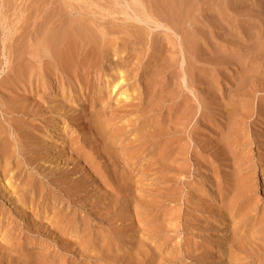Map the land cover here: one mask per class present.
<instances>
[{
    "label": "bare ground",
    "instance_id": "1",
    "mask_svg": "<svg viewBox=\"0 0 264 264\" xmlns=\"http://www.w3.org/2000/svg\"><path fill=\"white\" fill-rule=\"evenodd\" d=\"M99 1L0 0V46L9 65L0 76V264H32L30 258L43 262L47 256L32 253L33 248L61 247L70 238L79 246L87 232V224L78 220L81 212L101 222L130 194L129 188L144 185L147 177L159 172L160 183L174 186L190 161L197 168L208 166L194 149L196 129L183 135L194 113L187 93L197 81L204 94L201 117H207L208 53L190 49L196 28L190 11L200 8L187 0H182L187 5L174 0L182 8L173 0H160L158 8L150 0L148 5L143 0ZM263 22L257 32L261 37ZM179 35L178 41L172 37ZM262 41L257 49L264 48ZM185 81L188 92L181 84ZM80 168L86 175L75 176ZM106 169L114 175L112 195L102 192L100 205L95 199L84 204L88 197L81 182L90 178L107 187ZM235 181L230 207L242 223L257 199L249 194L246 177ZM221 190L218 186L216 195ZM148 195L140 194V203L152 212L156 204ZM256 219L255 224L262 223L263 234L255 232L262 236L263 248L264 216Z\"/></svg>",
    "mask_w": 264,
    "mask_h": 264
},
{
    "label": "rangeland",
    "instance_id": "2",
    "mask_svg": "<svg viewBox=\"0 0 264 264\" xmlns=\"http://www.w3.org/2000/svg\"><path fill=\"white\" fill-rule=\"evenodd\" d=\"M123 1L122 3H124ZM143 1V3L147 2L145 5L149 4V0ZM150 1L157 8V3H161L160 0L159 2L156 0V3H153L155 0ZM183 1L179 0L180 4ZM199 1L202 0H187L190 3L195 2L196 6L200 8L197 12L190 11L191 18L194 15L193 18L196 20V28L193 33V40H195L193 41L192 35L190 36L195 46L190 49L198 51L200 48V53H208V64H205L207 69L205 74L208 75L205 94L207 117L205 120L201 117L200 102L204 97L201 83L197 81L192 92H188L185 86L186 81L182 82L184 92H188L187 94L192 99L194 111L183 135L186 136L188 129H196L198 145L194 149L199 152L208 166L197 168L190 161L189 164L192 165L185 166L188 172L180 177L181 183L174 184V186L169 183L166 185L160 183L159 172L155 176L147 177L144 185L129 188L130 194L126 193V196H122L115 205L116 208H112L111 214L101 222H95L92 216L81 212L78 220L80 219L83 224L85 222L84 225L87 224L89 227H85L87 230L83 237L85 242L78 246L73 243L74 239L70 238L72 242L69 241L61 247L55 245H48V247L47 243H43L42 246L46 245V248L31 250V252L40 253L39 255L47 256L43 262L39 263L264 264L262 236L255 232L259 229L263 234L262 223H254L258 221L256 217L260 219L264 216V212H262L264 210V200L262 199L264 196V48L257 49V44L264 40V37L257 33L259 22L264 20V0H203V3L198 5ZM96 3L103 5L105 2L100 0ZM178 3L176 2L175 5ZM184 5L182 6L184 7ZM111 6L118 8V5ZM182 6L177 5L178 8H182ZM179 18H182L183 21V15L175 16V19ZM243 19L246 21H242ZM183 26L190 29L192 24L186 23ZM243 30L246 33L244 41L241 35ZM158 31H161L159 37L162 39L164 30L159 28ZM180 31L183 33L182 30L178 32L180 33ZM186 36L189 37L188 34ZM172 37L178 41L182 35ZM170 40L173 41L172 38ZM119 47H124V45H119ZM1 49L0 46V76H3L9 65L6 63L5 56L2 55L4 50ZM131 53H136V50H132ZM240 67H242L241 70H239ZM252 72L257 73L255 75L258 76L257 79ZM239 81H241V85H239ZM250 82L251 85L248 84ZM237 85L240 87L243 85L241 90ZM191 146L193 147L194 144L191 143ZM79 171L75 176L86 175L87 171L82 174V168ZM106 171L108 173L104 170L102 174L109 179L110 185L107 187H101L98 181L94 183L89 180L90 178L84 180L87 183L81 182L80 185H83L84 191L82 194H86L88 197L84 204L87 205L89 201L96 200L100 205L103 198L102 192H106L103 194L106 195L105 197L112 195L110 194L113 193L111 189L116 188L113 181L111 182V177L114 175L107 169ZM243 176L249 181L248 186H252V191L249 194L253 193L252 195L257 201L254 204V209L244 216L241 223L240 219L235 217L237 215L230 207V203L234 193L235 179ZM103 179L101 178L102 182ZM93 184L97 186L96 189H93ZM218 186H222L220 196L216 195ZM139 189L141 190L139 191ZM149 192L156 204L152 212H150V208L147 209L146 205L140 203L139 195L143 194L145 199L146 196L150 198ZM159 194H164L167 199L155 196ZM170 197H175L176 200L169 201ZM103 202L107 203L108 199ZM158 206L159 208H157ZM96 209L100 210L97 207ZM255 214L256 216H254ZM106 218L108 219L106 220ZM252 218L255 220H251ZM156 220L160 223H157ZM42 221L40 220V223H44L42 226L45 227L47 222L46 220ZM108 221H111L112 224ZM251 224H254L256 229H250ZM29 235L33 236V239L41 241V238L35 234ZM108 236L109 238H107ZM28 261L32 264L38 263L36 259L32 258ZM4 262L3 264H5ZM22 262V260H18L19 264Z\"/></svg>",
    "mask_w": 264,
    "mask_h": 264
}]
</instances>
